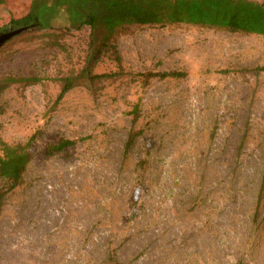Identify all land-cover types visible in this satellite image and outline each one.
<instances>
[{
    "label": "rangeland",
    "instance_id": "rangeland-1",
    "mask_svg": "<svg viewBox=\"0 0 264 264\" xmlns=\"http://www.w3.org/2000/svg\"><path fill=\"white\" fill-rule=\"evenodd\" d=\"M29 2L8 0L0 25ZM98 42L58 25L0 48V141L34 137L0 264H264V36L130 26L121 69ZM82 71L115 76L57 100ZM168 71L186 77H140ZM61 139L75 145L47 156Z\"/></svg>",
    "mask_w": 264,
    "mask_h": 264
},
{
    "label": "trees",
    "instance_id": "trees-1",
    "mask_svg": "<svg viewBox=\"0 0 264 264\" xmlns=\"http://www.w3.org/2000/svg\"><path fill=\"white\" fill-rule=\"evenodd\" d=\"M8 0H0V9L5 8ZM2 10V9H1ZM190 25L209 28L229 34L264 36V2L253 0H30L24 14L8 16V21L0 25V48L17 37L27 33L53 30L62 25L66 32L90 30V37L98 42L96 54L101 51L110 55L121 69V56L115 43L120 30L130 26ZM96 60L95 55L92 60ZM113 74L89 77L82 71L76 77L60 78V91L57 100H61L79 78L107 79ZM143 84L151 79H182L184 72L168 71L140 75ZM5 82L9 79H5ZM13 81V80H12ZM7 83H4L6 85ZM0 84V89L4 88ZM137 133H130L126 142L129 149ZM34 137L25 145L10 146L0 141V212L7 195L21 182L25 167L30 159L28 149ZM75 141L61 139L55 145L45 149L47 156L74 146Z\"/></svg>",
    "mask_w": 264,
    "mask_h": 264
}]
</instances>
